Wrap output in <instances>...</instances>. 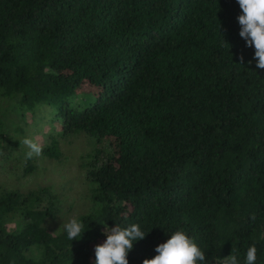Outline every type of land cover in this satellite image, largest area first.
Masks as SVG:
<instances>
[{"label": "trees", "instance_id": "obj_1", "mask_svg": "<svg viewBox=\"0 0 264 264\" xmlns=\"http://www.w3.org/2000/svg\"><path fill=\"white\" fill-rule=\"evenodd\" d=\"M241 14L237 0H0V151L43 127L51 160L76 134L110 149L84 165L78 241L44 227L48 188L0 189V264H95L105 225L131 224L146 236L129 264L177 230L208 264H244L253 244L264 264V69Z\"/></svg>", "mask_w": 264, "mask_h": 264}, {"label": "rangeland", "instance_id": "obj_2", "mask_svg": "<svg viewBox=\"0 0 264 264\" xmlns=\"http://www.w3.org/2000/svg\"><path fill=\"white\" fill-rule=\"evenodd\" d=\"M45 133L44 127L37 134L28 130L23 139L31 138L43 146L47 144ZM57 148V160L43 155L33 157V171L28 175L24 174L28 149L22 142L18 148L0 151V189L26 193L46 187L54 197L51 215L43 222L52 234L59 233L71 219L89 211L90 186L85 179L84 165L110 150L107 141L97 143L84 134L57 138Z\"/></svg>", "mask_w": 264, "mask_h": 264}, {"label": "clouds", "instance_id": "obj_3", "mask_svg": "<svg viewBox=\"0 0 264 264\" xmlns=\"http://www.w3.org/2000/svg\"><path fill=\"white\" fill-rule=\"evenodd\" d=\"M237 2L242 10V14L238 16V23L241 26L239 35L246 41L248 47L254 46L257 68L264 69V0ZM22 143L28 149L26 159L42 155V146L33 139L25 138ZM64 229L71 241L80 240L85 232L84 224L77 219H71L64 225ZM105 235L106 241L95 248V264H129L127 256L133 249V243L143 240L146 236L139 224H131L125 228L117 225L110 229L105 225ZM155 251L158 254L152 259H145L143 264H198V262L208 264L205 252L183 230L175 231L170 239L157 246ZM256 260L257 248L253 244L247 249L244 264H256ZM220 264H239V260L237 255L232 253L221 259Z\"/></svg>", "mask_w": 264, "mask_h": 264}]
</instances>
